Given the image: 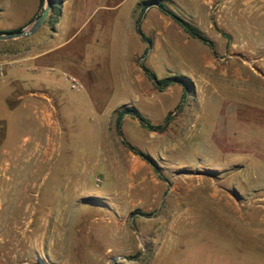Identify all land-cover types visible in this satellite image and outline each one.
<instances>
[{"label":"rangeland","instance_id":"1","mask_svg":"<svg viewBox=\"0 0 264 264\" xmlns=\"http://www.w3.org/2000/svg\"><path fill=\"white\" fill-rule=\"evenodd\" d=\"M94 1L39 77L0 81V264H264V0H162L215 53L144 0L126 43L136 0ZM37 2L0 0V31ZM8 41L6 68L29 38Z\"/></svg>","mask_w":264,"mask_h":264},{"label":"crops","instance_id":"2","mask_svg":"<svg viewBox=\"0 0 264 264\" xmlns=\"http://www.w3.org/2000/svg\"><path fill=\"white\" fill-rule=\"evenodd\" d=\"M142 0H136L130 9L127 12L126 16V43H128V39L136 36V32H134L135 19L140 14V11L137 9V4ZM251 0H247L249 2ZM96 1L94 0H62L60 5V13L56 16V21L53 23H44L35 33L29 36V41L26 47V50L18 53L14 57L10 59L9 66L7 69L11 71V73L15 72L18 69H21L24 78L21 80H35L38 74L41 73L39 70L40 66L44 64L47 55L50 51L58 48H62L66 46L70 41H72L75 30L83 27L88 20H92L94 15L93 11L96 9L93 5ZM108 0H102L101 7L104 9H110L113 6H109L107 3ZM39 11V0L37 2V6L32 18L22 26H26L31 20H33L38 14ZM51 13V10L49 14ZM48 14V15H49ZM52 16L55 15L52 13ZM48 17V16H47ZM51 17V19L53 18ZM15 40V39H11ZM17 40V39H16ZM9 42L8 40H0V44H6ZM15 42V41H12ZM20 42V41H16ZM45 74L46 72L43 71ZM40 75V74H39ZM27 77V78H26ZM39 77V76H38ZM3 78L0 79L2 81ZM38 93H43L42 91H38ZM8 128L5 125V138H7ZM48 145L50 142V135L48 136ZM44 143L38 139H36L34 143V147L32 149V153H38L41 149H45ZM47 150V148H46ZM7 151V149H2V152ZM45 156V155H44Z\"/></svg>","mask_w":264,"mask_h":264},{"label":"trees","instance_id":"3","mask_svg":"<svg viewBox=\"0 0 264 264\" xmlns=\"http://www.w3.org/2000/svg\"><path fill=\"white\" fill-rule=\"evenodd\" d=\"M61 1L62 0H52L51 13L46 18V21H45L46 23L48 22V23H51L53 25V23L56 21V16L60 13ZM43 4H44V0H39V11L40 12L42 11ZM143 6L144 7L156 6L162 13H164L165 15H168L175 23H177L184 30V32H186L190 37L196 38L199 41H201L202 43L206 44L215 53L213 41H211L209 38H207L192 23H190L186 19L182 18L179 14L175 13L174 11L170 10L163 3L162 0H144ZM52 13L55 15L54 17L52 16ZM51 17H53V18L51 19ZM21 29H22V27H19V28H16L14 30H11V31H0V33L14 32V31H19ZM137 31L143 40H148L147 37H145L143 35V33L140 31L139 28H137ZM222 34L225 35L224 32H222ZM141 66H142L143 71L147 77H149L152 80L156 79V75L152 70H150L145 65H141ZM156 81L158 84H161L162 86H167L173 82H180L182 84H187L188 78L183 76V75H172V76H168V77H165L162 79H156ZM124 114H129L130 116L139 118V120L141 121V124L143 126H146L149 129H151V130H160L161 131L164 129V127L168 123V121H167L168 119H166V121L163 124H153L149 120H147L143 115H141L136 108H134L132 106L123 107L122 109H120L117 112V115H116L117 123L119 122V120L121 119V117ZM125 144L128 146V148L131 151H133L135 154L139 155L142 159L147 160L149 162H152L151 158L147 154L138 150L136 147H134L133 145H131L129 143L125 142ZM152 164H154V166H155V163H152ZM156 171H157V169H156ZM158 175L161 176L159 173H158Z\"/></svg>","mask_w":264,"mask_h":264},{"label":"water","instance_id":"4","mask_svg":"<svg viewBox=\"0 0 264 264\" xmlns=\"http://www.w3.org/2000/svg\"><path fill=\"white\" fill-rule=\"evenodd\" d=\"M51 7H52V0H44L42 11L33 20H31L26 26H24L19 31L0 33V40H10L19 37L31 36L45 23L46 18L51 10ZM137 119L139 123H141L139 118ZM15 264H40V263L18 262Z\"/></svg>","mask_w":264,"mask_h":264},{"label":"built area","instance_id":"5","mask_svg":"<svg viewBox=\"0 0 264 264\" xmlns=\"http://www.w3.org/2000/svg\"><path fill=\"white\" fill-rule=\"evenodd\" d=\"M6 69H7L6 65L4 63L0 62V79L5 75ZM70 81H71L73 88L77 89V88L81 87L78 80L74 76L70 77Z\"/></svg>","mask_w":264,"mask_h":264}]
</instances>
